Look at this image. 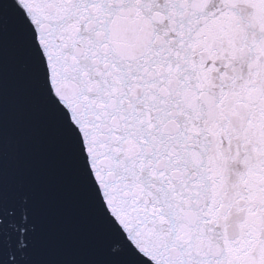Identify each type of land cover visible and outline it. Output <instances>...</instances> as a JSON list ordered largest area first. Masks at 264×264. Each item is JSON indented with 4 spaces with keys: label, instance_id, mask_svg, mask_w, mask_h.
<instances>
[{
    "label": "snow or ice",
    "instance_id": "obj_1",
    "mask_svg": "<svg viewBox=\"0 0 264 264\" xmlns=\"http://www.w3.org/2000/svg\"><path fill=\"white\" fill-rule=\"evenodd\" d=\"M0 264H264V0H0Z\"/></svg>",
    "mask_w": 264,
    "mask_h": 264
}]
</instances>
